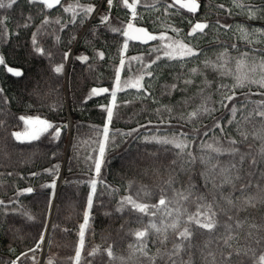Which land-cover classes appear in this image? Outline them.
I'll return each instance as SVG.
<instances>
[{"label": "snow or ice", "instance_id": "snow-or-ice-1", "mask_svg": "<svg viewBox=\"0 0 264 264\" xmlns=\"http://www.w3.org/2000/svg\"><path fill=\"white\" fill-rule=\"evenodd\" d=\"M17 2L18 0H0V9H12ZM26 2L42 6L41 11L52 10L59 5L63 13H71L63 23L62 17L53 20L45 14L31 37L33 55L46 57L51 72L57 76L62 75L69 53L64 52L62 62L54 64L53 53L41 46L38 36L48 34L47 28L51 24L58 25L59 31H63L68 24L82 23L96 11V5H84L80 0L66 5L62 4V0ZM106 3L108 13L99 17V23L123 40L119 48L120 59L115 69L113 89L93 88L89 97L110 92L111 104L104 107L106 122L102 129V139L97 141V155L87 157L94 163L90 170L94 172L95 178L90 181L84 222L80 225L75 254L70 257L72 264H95L98 255L102 258L101 264H111L117 259L113 244H109L103 252L97 247L85 253V229L94 201H99L103 206L102 197L112 196L117 191L102 178L106 149L109 145L117 146V136L125 138L135 134V138L139 139L140 129L153 123L149 120L147 125L140 124L127 132L113 130L110 136L114 109L119 107L117 93L134 89L137 98L151 99L158 104L159 100L154 97L150 81L156 78V69L162 63L167 66L175 63L180 69H186L176 73L173 82L164 86L161 93L170 96L173 92H180L184 97L178 102L180 110L175 105L158 107L156 113L160 119L156 126L157 134L143 137L145 144L158 145L157 151L171 156L168 163L163 165L167 179L155 190L141 185L132 191L133 183L129 182L127 189L130 194L122 195L115 202V208L106 213L116 219H122L125 214L129 217L120 225V230L125 235L134 238L127 246V260L134 261V264H264V216L258 220L252 215V210L259 208L264 211V47H256L258 44L264 45V29L244 25L233 28L231 24H221L219 19L215 25H211L207 19H189L190 29L181 38L183 30L169 21L184 12L195 16L201 8L200 0H164L163 19L161 16H155L154 19V23L163 29L158 33L136 26L134 22L144 19V15L138 12V7L151 15L161 11L157 7L161 0H116L117 6L128 9L130 13L127 23L119 26L111 22L114 19L110 16L114 0H106ZM231 3L249 20L264 17V5L245 4L244 0H231ZM219 7L223 9L225 6L221 4ZM228 11L231 15V10ZM31 19L32 17H28L24 24L18 26L30 27ZM7 20V16L0 17V36L5 38V42L9 35ZM213 28L217 31L219 28L231 30L236 35V40L242 41L248 50L241 51L236 41L229 45L217 38L215 43L220 45V50L214 53L215 59L208 57L193 40L208 35ZM169 32L174 35H169ZM56 38L59 40L58 36ZM152 41L158 43L150 44ZM130 42H139L149 47L144 53L126 60ZM229 49L235 50L237 55L233 56ZM202 55L205 56L203 60L200 59ZM98 56L103 59L104 53L99 52ZM76 59L87 61L88 57L81 55ZM192 63L196 66L188 67ZM0 66L13 77L25 75L22 69L8 66L2 54ZM125 69L126 75L122 79L121 72ZM209 72L215 74L213 79H209ZM145 77L149 78L147 82ZM196 77H202L199 84H196ZM226 78L231 82H225ZM252 85L257 86L259 91L252 92ZM193 86L196 91L188 96L187 93ZM245 89L248 91H244ZM2 92L3 89H0V93ZM252 96H259L261 99L253 100L250 98ZM196 100L199 102L195 107L184 110ZM124 103L130 104L132 101L125 100ZM221 110L226 111L227 115L216 116L215 113ZM207 118L213 120L210 127L203 124ZM222 118L224 123L221 122ZM19 119L25 121V124L33 122L32 117L21 116ZM173 120L179 125L178 128L172 124ZM34 123L39 127L28 133L26 138H22L24 134L18 131L12 132V137L20 143H31L47 133L53 140H57L67 128L66 124L58 126L39 117L34 119ZM187 124L192 127L184 130ZM159 125H166L169 131L161 133ZM173 128L176 130H172ZM202 128L206 130L201 131ZM204 137L208 139H203ZM32 175L36 176L37 173L33 172ZM42 187L54 189L55 180ZM33 191L32 187L23 190L26 193ZM153 197L156 202L150 203ZM3 204L4 201H0V205ZM28 219L33 218L29 216ZM130 223L139 226L135 229L127 227L125 231ZM43 242L44 233L41 232L36 247L29 251L35 252ZM150 243L155 251L149 247ZM82 253H85L83 261ZM104 255L107 257L106 261L103 260ZM21 256L28 258V253H22ZM21 256L11 261V264H17ZM31 259L34 261L35 257ZM118 259L122 262L125 260L124 257ZM48 264H54L51 258Z\"/></svg>", "mask_w": 264, "mask_h": 264}, {"label": "trees", "instance_id": "trees-1", "mask_svg": "<svg viewBox=\"0 0 264 264\" xmlns=\"http://www.w3.org/2000/svg\"><path fill=\"white\" fill-rule=\"evenodd\" d=\"M100 0H80L84 5H96ZM74 2V0H62V4ZM170 2V0H169ZM245 4L264 5V0H244ZM164 0L157 5L160 12H153L151 15L142 7H138V12L144 15V19L136 24L143 25L151 32L162 31L157 23H154L155 16L163 19ZM200 11L193 16L189 13H182L173 17L169 22L174 23L182 29L181 38L186 36L190 29L188 20H205L211 25H215L219 19L221 24L228 23L235 28L237 25H244L255 29H264V17L249 20L240 9L234 8L231 0H200ZM225 7L221 9L219 5ZM40 5H30L26 0H18L12 9H0V17L7 16L6 27L8 29L7 42L0 36V54L4 55L8 65L21 68L25 75L23 77H13L0 66V264H11L22 253H28V258L21 256L17 264H39L40 251L30 252L35 248L38 237L43 232L50 205V199L54 193L53 188L42 187L46 183L56 179L62 167L64 152L66 148L68 129L62 131L57 140H53L47 133L42 135L38 141L31 143H20L16 141L11 133L16 129H21L25 121L20 120L21 116H38L46 119L55 125L65 124L70 112L73 120L71 129L70 145L64 164V178L57 194V201L54 210L50 239L46 250L43 264H48L51 258L54 264H72L70 257L75 254V249L79 241L80 225L84 222V213L87 210V195L90 191V181L95 178L92 169L94 163L88 160L89 155L95 157L98 151L97 141L102 139V129L106 122V112L104 107L111 104L110 92L98 96H91V90L95 87L105 86L110 90L114 87L115 69L119 65L121 46L123 38L116 33L109 31V28L99 23L100 15L97 14L86 28L83 36L76 46L75 52H82L88 55L86 62L73 57L68 70V104L65 97L64 77L66 62L62 75H55L50 70L49 60L46 57L33 55L31 37L40 26L45 14L51 19L62 17V23L68 19L71 13H63L58 5L52 10L41 11ZM102 7H106L104 4ZM231 10V15L229 11ZM110 16L114 18L111 22L116 26L126 24L130 18L128 9L119 7L114 0ZM28 17H32L30 27H19L24 24ZM89 17L82 23L68 24L63 31H59V26L51 24L47 28V33L38 36V39L46 50L53 53L54 64L62 62V54L67 52L73 45L76 37L84 28ZM79 21V17L77 18ZM208 32V30H206ZM169 35L174 33L169 32ZM59 37L57 40L56 37ZM75 39H72V37ZM219 41L224 44L238 43L241 51L248 48L242 41L236 40V35L229 29L216 28L206 36L193 40L203 49L204 54L215 59L214 53L220 50ZM152 41L150 44H156ZM149 45L139 42H130L129 49L125 55L128 57L137 56L145 52ZM257 48L264 45H256ZM233 56L236 51L229 49ZM99 52L104 53L103 59L98 56ZM204 55L200 57L201 60ZM196 64H189L188 67H195ZM155 67V66H154ZM125 71L121 72V78H125ZM186 71L180 69L173 63L166 64L156 69V78L150 81L154 97L159 103H153L151 99L145 100L137 98L134 89L117 93L118 108L114 109V117L110 125V136L113 130L129 131L131 128L139 127L140 124L153 123L147 128H141L140 138L117 136L118 144L115 147L109 145L105 152V164L102 167L103 180L117 191L112 195L102 197L103 206L99 201H94L90 210L88 226L85 229V253L99 247L101 252L109 244H113V251L116 260L111 264H134L128 261V244L133 241V237L127 236L120 230V225L128 220L127 214L122 219L106 215L111 212L116 201L122 195L130 194L127 189L129 182L133 183V190L138 186H146L155 190L167 179V173L163 165L171 158L169 154L157 151L158 145L145 144L144 136H151L156 133V126L160 117L156 109L161 105L176 106L180 110L178 102L184 97L180 92H173L170 96L162 95L163 87L173 82L176 73ZM209 79H213V73H207ZM148 77H145L146 82ZM202 77H196V84H199ZM225 82H231L228 78ZM196 91L193 86L187 95L191 96ZM244 91H248L245 89ZM252 92H258L257 86H251ZM215 98V97H214ZM253 100L261 97L252 96ZM125 100L132 103L125 104ZM199 101H194L185 111L195 107ZM216 116H226L224 110L215 113ZM224 123L223 118L221 120ZM176 128L179 127L175 120L172 121ZM206 126L213 124L212 118L203 121ZM161 133L169 131L166 125H159ZM192 125L187 124L184 130H188ZM172 130H176L173 128ZM206 130L202 128L201 131ZM210 136L212 133L209 134ZM200 139V137H197ZM203 139H208L204 137ZM155 153V155H151ZM51 169L52 171H46ZM158 170V171H157ZM37 173L33 176L32 173ZM11 173V175H9ZM32 187V193L23 192L24 189ZM100 186L98 185V191ZM150 203H155L153 197ZM120 214H115L119 216ZM252 215L258 220L264 216V211L259 208L252 210ZM31 216L33 219L29 220ZM139 225L130 223L126 226L135 229ZM150 248H155L149 244ZM85 253H82V261ZM35 257L33 261L31 257ZM119 257H124L122 262ZM101 256L98 255L95 264H101ZM103 260H107L106 255Z\"/></svg>", "mask_w": 264, "mask_h": 264}, {"label": "water", "instance_id": "water-1", "mask_svg": "<svg viewBox=\"0 0 264 264\" xmlns=\"http://www.w3.org/2000/svg\"><path fill=\"white\" fill-rule=\"evenodd\" d=\"M103 0H100V2L96 5V11L89 17V20L87 21V23L85 24L84 28L82 29V31L80 32V34L77 36L76 40H75V43L73 45V48L76 47V45L78 44L79 40L81 39L83 33L85 32L88 24L91 22V20L94 18V16L98 13L100 7H101V4H102ZM136 26H140V27H144L143 25H140V24H136ZM87 56L86 54H83V53H76L75 54V58L77 56ZM89 58V57H88ZM81 61V60H80ZM83 62H86V61H83ZM10 67H14V68H19V67H16V66H12V65H8ZM68 65H66V70H65V95H66V100L68 102V88H67V79H68ZM21 69V68H19ZM95 88H106L105 86H100V87H95ZM68 127V140H67V144H66V149H65V154H64V158H63V162H62V167L60 169V172L63 173V170H64V164H65V160H66V157H67V153H68V148H69V144H70V137H71V128H72V116L70 114V112H68V119H67V122L65 123ZM30 127H31V130L28 131L29 133H31L34 129L38 128L39 126L36 125L34 123V119H33V122L32 123H29ZM59 174V173H58ZM62 183V182H61ZM61 183L59 185V187L57 188V191H56V197H57V194H58V191L60 189V186H61ZM51 184V182H48L46 183V185H49Z\"/></svg>", "mask_w": 264, "mask_h": 264}, {"label": "bare ground", "instance_id": "bare-ground-1", "mask_svg": "<svg viewBox=\"0 0 264 264\" xmlns=\"http://www.w3.org/2000/svg\"><path fill=\"white\" fill-rule=\"evenodd\" d=\"M69 53V58L66 61V65L69 66L70 62L72 61L74 55H75V49L71 48L67 51ZM64 177V173L59 172V174L56 176L55 179V188H54V193L50 199V205H49V210H48V216H47V221H46V228L44 227L43 233H44V242L41 244L39 250H40V258H39V264H43L46 250L48 247L49 239H50V230H51V225H52V220H53V215H54V210L56 206V191L57 188L59 187L60 183L62 182Z\"/></svg>", "mask_w": 264, "mask_h": 264}, {"label": "rangeland", "instance_id": "rangeland-1", "mask_svg": "<svg viewBox=\"0 0 264 264\" xmlns=\"http://www.w3.org/2000/svg\"><path fill=\"white\" fill-rule=\"evenodd\" d=\"M105 5L106 7L104 8V7H102L101 8V10L99 11V15L101 16V15H104V14H106V13H108V8H107V3H106V0H103V2H102V5ZM135 23V22H134ZM65 97H66V95H65ZM25 117H32L33 119H35L36 117H38V116H25ZM40 118V117H39ZM52 123V122H51ZM31 130V127H30V125L29 124H25L24 123V126H23V128H21V129H16L14 132H21L22 134H24V136H22V138H26V136H27V134L29 133L28 131H30Z\"/></svg>", "mask_w": 264, "mask_h": 264}]
</instances>
